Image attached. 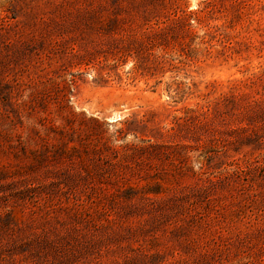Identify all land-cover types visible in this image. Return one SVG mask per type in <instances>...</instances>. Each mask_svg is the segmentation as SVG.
<instances>
[{
	"label": "rangeland",
	"instance_id": "1",
	"mask_svg": "<svg viewBox=\"0 0 264 264\" xmlns=\"http://www.w3.org/2000/svg\"><path fill=\"white\" fill-rule=\"evenodd\" d=\"M0 264H264V0H0Z\"/></svg>",
	"mask_w": 264,
	"mask_h": 264
},
{
	"label": "trees",
	"instance_id": "2",
	"mask_svg": "<svg viewBox=\"0 0 264 264\" xmlns=\"http://www.w3.org/2000/svg\"><path fill=\"white\" fill-rule=\"evenodd\" d=\"M239 5L240 4H235V7L237 8L236 13H233V14L226 16V20L228 19L227 22H224L222 24L207 22L206 26L214 28V29H220V28L227 27V26L232 27L236 23H241L245 20H248L250 22L252 20V18L250 16V14L248 13V10H244V7L242 9L241 6H239ZM190 18L191 17H183L182 20H184L186 22V24L189 26V25H191ZM201 19H202V16H200L199 14H197L196 17H193V20H196V21L198 20V22H200Z\"/></svg>",
	"mask_w": 264,
	"mask_h": 264
}]
</instances>
